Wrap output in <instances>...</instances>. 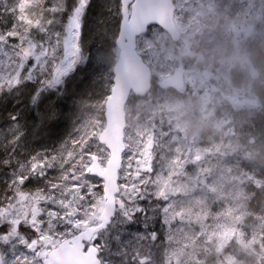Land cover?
<instances>
[{
	"label": "snow or ice",
	"instance_id": "6c2138e0",
	"mask_svg": "<svg viewBox=\"0 0 264 264\" xmlns=\"http://www.w3.org/2000/svg\"><path fill=\"white\" fill-rule=\"evenodd\" d=\"M151 10L152 0H0V264H110L137 217L138 240L172 236L170 200L147 192L157 171L147 144L108 131L107 114L76 119L85 97L107 107L119 92L87 91L102 46L89 41L113 27L131 36ZM136 179L143 191L125 192Z\"/></svg>",
	"mask_w": 264,
	"mask_h": 264
},
{
	"label": "rangeland",
	"instance_id": "374dc122",
	"mask_svg": "<svg viewBox=\"0 0 264 264\" xmlns=\"http://www.w3.org/2000/svg\"><path fill=\"white\" fill-rule=\"evenodd\" d=\"M173 1L182 40L174 43L159 27L139 38V52L151 66L157 84L145 98H131L125 135L141 138L152 154L151 163L157 171L147 192L163 193L162 198L170 200L168 221L178 230L172 229L168 240L180 244L182 253L204 246L216 255L208 264H264V216L246 213L247 200L239 201L227 191L228 182L233 184L228 171L223 165L215 167L217 162L229 165L227 159L254 164L257 156L264 154V147L236 142L231 125L233 119L264 112V86L259 81L264 80V0ZM118 32L113 27L89 41L91 48L104 38L96 54L103 77L100 90L113 85ZM170 77L181 79L183 88L177 91L159 86ZM93 105L105 107L97 101ZM101 117L93 114L87 123H96ZM201 152L208 154L206 160L200 159ZM124 191L141 193L142 181L136 179ZM236 222L242 228H236ZM136 231L127 229L123 240L129 242L120 248L112 246L106 254L110 264H158L161 247L138 240ZM183 233L187 237L182 238ZM152 248L159 253L157 260L151 258ZM169 249L167 263L180 259L173 245Z\"/></svg>",
	"mask_w": 264,
	"mask_h": 264
},
{
	"label": "trees",
	"instance_id": "16d2710c",
	"mask_svg": "<svg viewBox=\"0 0 264 264\" xmlns=\"http://www.w3.org/2000/svg\"><path fill=\"white\" fill-rule=\"evenodd\" d=\"M103 39L101 40L102 44L104 43ZM110 58H111V55H110ZM115 60H116V49L113 52L114 65L116 62ZM216 65L218 64H215L214 66ZM255 65L257 66V64ZM101 72H100V75L97 76V83L95 85L90 86L87 89L89 93L100 90L101 84L103 83L100 77L102 76ZM259 81H263V86H264V80L262 79ZM156 84H157V80L155 79L154 88ZM135 98L136 97H134V99ZM85 101H86L85 104L80 105L76 109V119H83L87 122V119L90 116L96 113L98 114L100 113V115L102 114V117H101V120H102L104 118V108L105 107H102V106L94 107L93 104H90V102H88L87 97H85ZM98 102L99 101L97 100V103ZM262 102H264V95H263V99L261 98V103ZM89 104L90 106L93 105V109H91L92 111H90ZM248 105L253 108H258V107H255L254 105H250V104ZM249 115L250 116L246 115L244 119H233L232 120V123H231L233 127L232 137L236 138V142L238 141L239 143H247L249 145L255 144L263 148L264 147V112L261 113V111H258V114H255V117H254V114H249ZM89 120H91V118ZM70 131H71V126H67V125L59 129V132L61 133V135H66ZM260 131H263V133ZM45 135H47L46 130H45ZM199 157L200 159L202 158L206 160L208 158V154L201 152L199 154ZM227 161H228L227 163H230L229 165L221 164L220 162H217L215 167H219L223 165L224 168L228 171V174H229L228 176L232 178L233 184L228 182V186H226L229 194L234 196L239 201H242L243 199L247 200L248 203H246L244 206L246 213L255 212V213H258V215L264 216V154L257 156V159L254 161V164H250V165L244 164V163L242 164H235L233 162L231 163L229 162L228 159ZM197 166H200V165H197ZM204 167H208V165H204ZM212 167L214 166L212 165ZM182 178L184 179V177ZM165 218L166 220H168L167 214ZM136 219H137V225L133 229H137L139 225L143 222L142 218L140 217H137ZM235 227L242 228V226H240V222H236ZM173 230L176 231L178 229L176 228ZM183 237L184 238L187 237V234L183 233L182 238ZM257 239L258 238H256V240ZM252 240L254 241V244L257 243L255 239H252ZM157 243L159 245V248L161 247L162 249L161 251L162 258L158 259L159 253L155 254L153 251V248L151 250V253H152L151 258L153 260L158 259V264H161L162 262L164 264H171V263H174V264H208L209 262L213 260V257H216V255H212V254H215V252L209 253V249H207V247H204V246H199L196 251L192 250V247L187 248L186 252L182 253L178 247L181 245L176 242L173 244L171 239L165 242H157ZM149 244H152V243H149ZM155 245L156 243L152 244L153 247ZM171 245H173V247L176 250V252L174 251L175 255L180 259L172 260V262L170 261L169 263H167L168 262L167 259H169V257L167 256L166 252L170 250L169 246ZM159 248H158V251H159ZM210 255H212V257ZM174 259H177V258H174ZM121 260L122 258H116L117 262H120Z\"/></svg>",
	"mask_w": 264,
	"mask_h": 264
},
{
	"label": "water",
	"instance_id": "95a60500",
	"mask_svg": "<svg viewBox=\"0 0 264 264\" xmlns=\"http://www.w3.org/2000/svg\"><path fill=\"white\" fill-rule=\"evenodd\" d=\"M176 9L177 6L173 0H152L149 20L141 31L129 36L127 30L119 29L116 38L119 53L113 68V85L118 88L119 92L115 97L110 95L108 105L105 107L108 131L114 134L120 132L125 134L126 107L130 98L132 96L144 98L152 91L153 71L138 51L139 38L146 35L150 28L157 26L167 32L174 43L181 40V33L175 22ZM159 85L179 90L183 88L184 83L179 78L171 77L163 79Z\"/></svg>",
	"mask_w": 264,
	"mask_h": 264
}]
</instances>
